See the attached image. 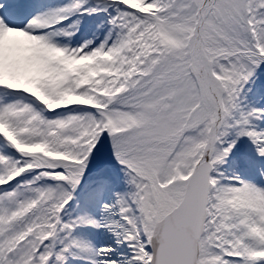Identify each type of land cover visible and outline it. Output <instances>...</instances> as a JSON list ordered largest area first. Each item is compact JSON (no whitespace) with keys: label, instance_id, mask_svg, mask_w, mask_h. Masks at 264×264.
<instances>
[{"label":"snow or ice","instance_id":"snow-or-ice-1","mask_svg":"<svg viewBox=\"0 0 264 264\" xmlns=\"http://www.w3.org/2000/svg\"><path fill=\"white\" fill-rule=\"evenodd\" d=\"M0 264H264V0H0Z\"/></svg>","mask_w":264,"mask_h":264}]
</instances>
